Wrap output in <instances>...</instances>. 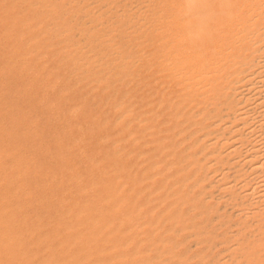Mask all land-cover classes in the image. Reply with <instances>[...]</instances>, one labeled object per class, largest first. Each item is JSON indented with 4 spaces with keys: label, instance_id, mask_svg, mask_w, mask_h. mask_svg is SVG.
I'll return each instance as SVG.
<instances>
[{
    "label": "bare ground",
    "instance_id": "6f19581e",
    "mask_svg": "<svg viewBox=\"0 0 264 264\" xmlns=\"http://www.w3.org/2000/svg\"><path fill=\"white\" fill-rule=\"evenodd\" d=\"M29 2L82 57L121 52L117 38L149 47L148 146L132 182L118 175L86 199L102 244L84 240L78 260L264 264V0Z\"/></svg>",
    "mask_w": 264,
    "mask_h": 264
},
{
    "label": "rangeland",
    "instance_id": "374dc122",
    "mask_svg": "<svg viewBox=\"0 0 264 264\" xmlns=\"http://www.w3.org/2000/svg\"><path fill=\"white\" fill-rule=\"evenodd\" d=\"M28 4L0 0V264H82L84 240L102 244L86 199L118 175L132 182L148 146L149 47L117 38L121 52L82 57Z\"/></svg>",
    "mask_w": 264,
    "mask_h": 264
}]
</instances>
